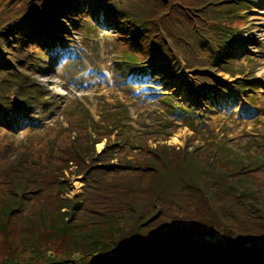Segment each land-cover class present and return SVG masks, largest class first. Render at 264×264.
<instances>
[{"label":"rangeland","instance_id":"obj_1","mask_svg":"<svg viewBox=\"0 0 264 264\" xmlns=\"http://www.w3.org/2000/svg\"><path fill=\"white\" fill-rule=\"evenodd\" d=\"M108 1L122 9V19L126 16L146 29L143 48L133 46L130 36L113 26H106L107 31L70 29L66 46L80 55L66 62L61 52L57 59L36 61L39 66L26 65L24 61L34 60L25 57L26 52H13L12 45L10 50L0 46L13 73L2 78L0 95L17 100L30 96L35 101L33 118L11 119L0 114V264H123L130 255L148 247L136 238L130 241L132 245L123 243L134 234L149 235L153 229L168 238L178 237L167 228L165 217L174 216L175 210L186 215L190 208L169 204L160 214L141 201L159 179V175L155 179L148 175L147 168L162 162L158 155L173 153L165 146L173 136H180L181 143L176 146L185 142V148L194 149L203 160L220 145L244 149L248 156L245 169L257 167L262 172L253 179L264 182V165L253 166L249 159L251 152L264 157V10L252 8L246 15L233 14L231 5L240 0ZM31 2L0 0V31ZM89 11L85 5L79 15ZM89 18L91 23L93 18ZM155 34L174 49L173 59L182 70L205 69L228 86L238 79L258 89L240 92L236 103L219 97L216 107L200 104L196 115L191 114L192 132L185 120L191 115L180 117L176 103L171 110H164L168 106L161 103L163 97L169 100L175 95L185 103L182 89L173 82L172 89L132 83L125 78L127 64L114 61L132 52L141 55ZM232 38L244 47L229 65L214 62L218 45ZM34 46L40 45L30 43L23 49L36 57L39 51ZM44 51L51 54L48 47ZM140 59L146 62L148 54ZM69 61L78 64L76 71L74 65L67 66ZM119 66L124 68L116 70ZM102 70L114 79L112 83L106 82ZM88 71L92 73L88 75ZM34 119L41 127L32 125ZM8 121L18 127L8 126ZM200 134L212 137L217 144H203ZM24 146L29 150L23 152ZM226 155L234 159L232 150ZM186 161H165L162 180L175 181L179 176L183 183L178 186L183 191L189 189L185 194L199 198L205 206L238 209L236 199L245 195L249 198L244 205L254 210L241 207L236 224L264 225V214L258 211L264 204L258 185L235 183L243 177L242 167L222 160L208 164ZM114 188L122 192L112 194ZM173 197L170 191L158 193L155 202L163 205ZM219 199H225L221 206L217 205ZM120 200L128 205L119 208ZM131 220L137 221L136 228L130 225ZM110 254L119 257L113 259Z\"/></svg>","mask_w":264,"mask_h":264},{"label":"trees","instance_id":"obj_2","mask_svg":"<svg viewBox=\"0 0 264 264\" xmlns=\"http://www.w3.org/2000/svg\"><path fill=\"white\" fill-rule=\"evenodd\" d=\"M84 1H87L88 4L96 3L103 7L113 24L119 26L124 33L130 36L129 40L133 46H139V43L145 37L143 31L146 29L139 22L126 19V16L122 19V9H118L114 2L111 3L108 0H32L31 5L26 3L19 14L4 23L0 31V46L2 49L10 50L9 46L12 45L13 52H26L27 55L25 57H29L31 53L35 54L24 50L25 45L30 43L44 44L49 40V35H58L60 32L64 34L67 29L65 24H70L74 17H79L80 6ZM245 2L248 1L242 0L240 3H234V6L244 10L247 8ZM234 6L231 5L232 8ZM85 21L88 22L87 17ZM129 22H133V24L131 25ZM34 48L39 51V54L36 55L40 58L45 56L46 53L42 47L34 46ZM218 48L219 50L215 51V56L213 57L214 62L226 63L228 59L231 60L233 58L231 53L235 48L239 49V46H236L233 39H231L230 41L225 40L223 45H218ZM147 54L146 63L148 68L138 69L146 70L150 78H155L153 77L155 75L158 76L159 78L154 81L160 82L164 77L176 78L187 86V90L191 95L198 91L199 96L203 95V98L208 101H214L212 90L213 88H218L219 82L211 77L205 69L182 71L179 64L173 59L171 50L166 46L159 34L153 35L149 40L147 49L137 56L139 58L142 57L144 60ZM15 59L18 60V58ZM37 59L40 60L39 58ZM24 64L27 65L29 63L24 61ZM10 67V62L4 58L3 52L0 51V74H4L0 78V82L2 78L13 74L10 72ZM205 73L207 75H204ZM20 99H11L0 95V114L4 118L9 117L11 119L28 117V115L29 118H32L30 116L31 107L35 103L33 97L22 95ZM7 125L12 127L10 121H8ZM21 149L25 152L29 150V147L24 146ZM181 159L187 160L186 156L180 154L172 155L169 160L180 163ZM163 166V163L159 161L157 164L152 163L151 168H147L148 175L154 179L159 175V179L150 194L141 200L142 203L145 201L144 205L148 204L160 214H163V208L169 204H174L178 208H182V205H184L186 209L190 208L189 213L183 215L181 211L175 210L174 216H164L168 221L167 228L173 234L178 235V237L172 238L171 236L168 238L150 229L148 231L149 235L134 234L131 238L124 240L123 243H130L133 238H136L143 242L144 247H148L145 252L130 255L129 259L124 261L123 264H264V225L254 227L237 225L235 217L241 213L239 207L238 209L235 207L223 209L216 206H205L199 198L188 197L185 193L190 192V190H182L180 185L183 182L180 181L179 176L175 181L166 182L162 180ZM178 184L180 185L178 186ZM255 184L260 188L259 195L264 203V183L255 181ZM167 191L173 193L174 197L172 199L163 205L155 202V196L158 193ZM120 192L122 191L116 188L111 190L112 194H120ZM83 200L88 201L87 197H84ZM120 202L118 204L119 208L122 205H128L127 201L120 200ZM224 203L225 199L217 201L219 206ZM97 210L99 209L97 208ZM262 213L264 214V204ZM228 220L230 221L229 223L226 222ZM216 221L221 223L223 229L215 225ZM136 222L131 220L130 225L136 228ZM165 223L163 222V224ZM143 224L141 222L139 225L142 226ZM173 242L178 243L172 246ZM132 244L130 243L129 245ZM108 257L115 259L119 256L110 254Z\"/></svg>","mask_w":264,"mask_h":264},{"label":"bare ground","instance_id":"obj_3","mask_svg":"<svg viewBox=\"0 0 264 264\" xmlns=\"http://www.w3.org/2000/svg\"><path fill=\"white\" fill-rule=\"evenodd\" d=\"M181 142H180V136L178 135V136H173L172 138H171V144H175V145H179ZM196 209H198V208H196ZM215 225H217V227L218 228H222L223 229V226H221V223L220 222H215Z\"/></svg>","mask_w":264,"mask_h":264}]
</instances>
